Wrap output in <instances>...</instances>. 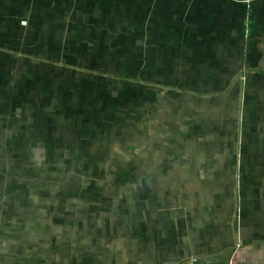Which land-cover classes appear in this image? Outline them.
<instances>
[{
  "label": "crops",
  "instance_id": "0c3cea01",
  "mask_svg": "<svg viewBox=\"0 0 264 264\" xmlns=\"http://www.w3.org/2000/svg\"><path fill=\"white\" fill-rule=\"evenodd\" d=\"M191 257L264 264V0H0V264Z\"/></svg>",
  "mask_w": 264,
  "mask_h": 264
},
{
  "label": "built area",
  "instance_id": "2783aa9c",
  "mask_svg": "<svg viewBox=\"0 0 264 264\" xmlns=\"http://www.w3.org/2000/svg\"><path fill=\"white\" fill-rule=\"evenodd\" d=\"M249 1V0H248ZM238 247V245L236 244L235 245V248H237ZM195 262H196V260H195V258H193V257H191V258H189V259H187L185 262H184V264H195ZM223 264H241V263H237V262H235V261H233V260H228V261H226L225 263H223Z\"/></svg>",
  "mask_w": 264,
  "mask_h": 264
}]
</instances>
